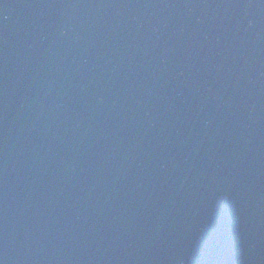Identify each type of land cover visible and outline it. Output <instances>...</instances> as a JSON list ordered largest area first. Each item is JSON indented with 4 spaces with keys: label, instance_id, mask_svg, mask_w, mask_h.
<instances>
[{
    "label": "water",
    "instance_id": "water-1",
    "mask_svg": "<svg viewBox=\"0 0 264 264\" xmlns=\"http://www.w3.org/2000/svg\"><path fill=\"white\" fill-rule=\"evenodd\" d=\"M0 264H264V0H0Z\"/></svg>",
    "mask_w": 264,
    "mask_h": 264
}]
</instances>
